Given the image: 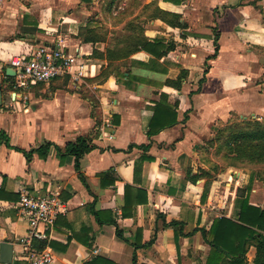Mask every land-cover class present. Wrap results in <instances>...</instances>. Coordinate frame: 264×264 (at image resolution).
Wrapping results in <instances>:
<instances>
[{
	"label": "crops",
	"instance_id": "crops-1",
	"mask_svg": "<svg viewBox=\"0 0 264 264\" xmlns=\"http://www.w3.org/2000/svg\"><path fill=\"white\" fill-rule=\"evenodd\" d=\"M110 1L5 0L1 7L0 131L11 147L0 145V243L13 244L12 264H28L17 244L27 229L16 210L23 192H59L64 212L49 233L52 264L95 256L133 264L134 253L136 264H204L209 246L199 229L234 218L239 191L264 210L261 171H233L223 184L205 177L209 167L199 161L217 126L264 114V0H142L127 20L155 8L143 36L173 48L160 58L139 49L127 68L105 74L119 57L110 37L94 30L106 24ZM39 46L76 55L86 75L16 88L10 59ZM158 102L178 122L149 136ZM78 136L91 137L93 148L77 170L65 148ZM45 142L52 144L46 157L22 153ZM255 253L250 246L248 264Z\"/></svg>",
	"mask_w": 264,
	"mask_h": 264
},
{
	"label": "trees",
	"instance_id": "trees-1",
	"mask_svg": "<svg viewBox=\"0 0 264 264\" xmlns=\"http://www.w3.org/2000/svg\"><path fill=\"white\" fill-rule=\"evenodd\" d=\"M115 1L116 0H111L108 3L107 6L109 10L112 7V10H114L119 6L120 0ZM164 20L171 23L167 19ZM217 40L218 34L215 35L214 54L209 58H215L216 56L218 51ZM172 48V45H166L164 41L160 39H154L152 41L145 39L133 52L140 49L155 58H160L166 55ZM202 81L203 79L199 81L198 87H200ZM169 83L175 87H179V83L177 82L169 81ZM238 120L242 122L239 124V122L230 121L224 128H216L215 135L208 143L211 144L213 140L216 142L222 140L227 149L233 153L236 158L248 159L254 162L264 160V125H262L256 117ZM177 122L175 110L168 104H165V102H158L154 106L148 135L152 136L159 130L172 126ZM91 139L92 138L89 136H78L75 141L68 142L66 145L65 154L75 156V168L77 170L79 169V158L93 148ZM1 144H4L6 147H11L9 137L5 131H0V145ZM51 145V143L45 142L38 148L33 147L29 151H22V153L27 159H30L32 153L37 151L39 156L43 158L46 157ZM147 148V146H142V149ZM141 160H143L142 157ZM80 177L83 179L82 175ZM239 193V200L237 201L238 210L234 218L221 216L212 221L208 230L204 228L199 229L204 242L209 246V252L204 264H248L246 253L250 246H254L256 249L252 264H264V210L250 204L248 196L243 197L242 190L239 191ZM201 200H204V194ZM94 213L98 215L97 212ZM108 222L116 224L113 218H110ZM171 223L172 225L179 224L175 221ZM117 235L123 239L118 232ZM136 248L137 246H134V249ZM132 261L133 264H136L135 253L132 256ZM84 264L115 263L109 259L95 256Z\"/></svg>",
	"mask_w": 264,
	"mask_h": 264
},
{
	"label": "built area",
	"instance_id": "built-area-1",
	"mask_svg": "<svg viewBox=\"0 0 264 264\" xmlns=\"http://www.w3.org/2000/svg\"><path fill=\"white\" fill-rule=\"evenodd\" d=\"M4 2L5 0H0V12ZM9 64L15 70L13 85L25 90L33 84L47 83L65 74L79 79L84 77L87 71L86 65L78 62L76 55L60 48L46 46H39L26 55L15 56L10 59ZM25 98L26 96H23V99ZM16 210L19 216L27 221L25 235L17 240L22 258L28 264H52L53 250L48 245L49 233L57 216L64 212L59 192L44 196L23 192L16 204Z\"/></svg>",
	"mask_w": 264,
	"mask_h": 264
},
{
	"label": "rangeland",
	"instance_id": "rangeland-1",
	"mask_svg": "<svg viewBox=\"0 0 264 264\" xmlns=\"http://www.w3.org/2000/svg\"><path fill=\"white\" fill-rule=\"evenodd\" d=\"M121 3L122 1L120 0L119 6L114 10H112L113 7L109 10L107 6L106 11L109 12V14L107 15L106 24L102 23L101 26H96L94 30L98 38L106 40L108 36L110 37L111 43L114 44L113 52L119 57L117 58L118 60L115 59L108 65L104 71L105 74L121 72V70L128 67L126 58L136 50L145 39L143 34L146 26H143V24L147 20L154 19L157 16L156 9L149 7L140 11L136 18L127 20V18L132 15V12L142 4V0H129L130 6L128 8H125V6H123L124 4L122 5ZM113 12H118V14L115 15ZM167 20L172 23L175 17L172 16L167 18ZM109 24L113 26H109ZM120 24H122V26H116ZM110 31H112L113 35H109ZM122 58L125 59L120 60ZM236 118L237 116L233 117V121L239 122L240 124L242 121ZM248 118H251V116ZM256 118L264 125V114L258 115ZM225 126L226 124L223 123L217 126V128H224ZM199 161L209 167V175H202L208 178L217 176L223 184L225 182L222 180L232 178V172L240 169L249 168L252 170H259L264 174V160L254 162L248 159L236 158L235 155L227 149L222 140L217 142L213 140L211 144L208 143L207 148L202 151V157Z\"/></svg>",
	"mask_w": 264,
	"mask_h": 264
},
{
	"label": "water",
	"instance_id": "water-1",
	"mask_svg": "<svg viewBox=\"0 0 264 264\" xmlns=\"http://www.w3.org/2000/svg\"><path fill=\"white\" fill-rule=\"evenodd\" d=\"M3 101V86L0 81V104ZM13 244L9 242L0 243V264H12Z\"/></svg>",
	"mask_w": 264,
	"mask_h": 264
}]
</instances>
